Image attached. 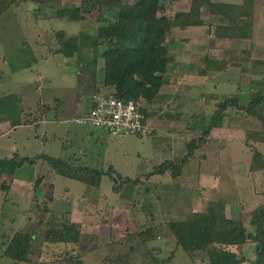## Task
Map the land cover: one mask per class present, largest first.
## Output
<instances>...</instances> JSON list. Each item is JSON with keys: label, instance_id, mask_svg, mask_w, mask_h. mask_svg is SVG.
Listing matches in <instances>:
<instances>
[{"label": "rangeland", "instance_id": "rangeland-1", "mask_svg": "<svg viewBox=\"0 0 264 264\" xmlns=\"http://www.w3.org/2000/svg\"><path fill=\"white\" fill-rule=\"evenodd\" d=\"M96 1L4 2L0 95L19 97L24 125L0 123V160L47 155L63 160L67 166L61 171L67 175L53 176L45 161L37 160L20 168L14 179H0V184L13 180L7 195L0 191V264H14L3 253L17 232L35 236L26 264H116L121 259L128 264H205L189 258L170 224L188 221L218 201L225 205V221L244 227L243 252L253 260L256 233L264 226V171H253L251 161L256 150L264 159V143L251 134L264 132V124L232 108L201 145L198 140L220 103L238 96L247 105L252 89L264 82V0L256 1L253 29H233L205 13L200 26L173 30L165 43L173 58L166 84L151 106L152 116L161 115L156 128H163L146 138H114L76 123L85 114L80 108L90 107L93 92L105 91L104 63L98 62L93 81L89 49L98 28L117 20V10L98 8ZM190 7L191 0L168 2L165 14ZM64 9L75 12L59 18ZM59 32L65 40L78 36L82 52L68 58L64 49L59 51L75 46L60 47ZM195 98L199 107L193 106ZM261 111L264 116V106ZM190 143L193 154L179 177L151 175L167 161L179 164ZM85 168L103 175L93 183ZM66 231L69 241L61 237Z\"/></svg>", "mask_w": 264, "mask_h": 264}, {"label": "trees", "instance_id": "trees-1", "mask_svg": "<svg viewBox=\"0 0 264 264\" xmlns=\"http://www.w3.org/2000/svg\"><path fill=\"white\" fill-rule=\"evenodd\" d=\"M174 1L179 0H136L129 5L124 4L123 0H97L95 6L98 8L117 10V20L109 23L107 27L98 28L94 45L89 49L90 57L93 58L88 66L92 71V80H96L98 62L101 60L104 63V90L106 92L113 93L116 98L124 102L143 98L151 103L166 84L165 76L173 58L170 48L165 43L173 30L186 31L188 28L200 26L205 13L221 18L233 29H253V10L257 0H240V3H229L223 0H191L189 11L177 12L173 16L165 14L168 2ZM4 2L5 0L0 2V13L7 9ZM83 5L89 12L90 7L86 3ZM77 9L79 10V8ZM71 12H75V10H60L58 17H69ZM217 31L220 32L221 28H218ZM64 37V32H59L57 35L60 47L68 43H73L75 46L67 48L65 46L59 51L64 49L63 52H66L65 55L68 58L82 52L78 47L80 41L78 36L66 40ZM205 62L211 64L209 59H206ZM214 63L219 67V61ZM234 66L240 65L235 62ZM93 85L96 84L93 83ZM258 87L252 89L247 105H241L238 96L226 98L220 103L218 110L210 119L209 126L204 127V131L202 130L201 136L204 138H200L198 144L201 145L205 141L212 129L222 125L224 114L228 109L234 108L243 111L247 117H255L264 124V116L261 111L264 106V82L262 80L259 81ZM19 103V97L16 94L0 95V123L6 120L12 121L13 128L24 125L21 120ZM144 113L149 118L148 110H144ZM251 135L252 137L256 135L255 141L264 143V132ZM193 149L194 146L190 143L189 153L179 164L167 161L151 175H165L170 172L173 177H179L189 157L192 156ZM37 160L45 161L49 170H53V176L55 173L56 176L67 175H65L66 170L61 171L67 166L63 160L47 155L31 159L21 158L17 154L13 159L0 160V179L4 175H9L14 179L20 168L26 165H35ZM251 168L253 171H264L263 155L258 150L251 161ZM84 170L85 173L93 176V183L97 177L103 175L102 172L94 169L85 168ZM42 179L43 175L39 180ZM80 180L83 182L86 179ZM12 183L13 180H10L8 184H0V191L7 195ZM38 188L39 186L35 191ZM224 206L220 201L211 203L207 211L192 213L190 220L171 223L170 228L177 244L192 261L199 258L205 264H264V226L256 233L255 258L249 260L243 252V247L247 243L245 229L241 224L225 221ZM61 234L63 240L69 241L68 231L65 234L61 232ZM78 236L79 234L74 239L78 240ZM34 240V234L15 233L6 244L3 256L14 264L28 263ZM57 242L61 241L57 240ZM157 262L161 264V261ZM116 264H128V261L121 259Z\"/></svg>", "mask_w": 264, "mask_h": 264}, {"label": "built area", "instance_id": "built-area-1", "mask_svg": "<svg viewBox=\"0 0 264 264\" xmlns=\"http://www.w3.org/2000/svg\"><path fill=\"white\" fill-rule=\"evenodd\" d=\"M145 100L124 102L113 93L98 89L91 96L90 108L76 119L82 126L103 130L111 137L135 136L146 138L150 135Z\"/></svg>", "mask_w": 264, "mask_h": 264}, {"label": "crops", "instance_id": "crops-1", "mask_svg": "<svg viewBox=\"0 0 264 264\" xmlns=\"http://www.w3.org/2000/svg\"><path fill=\"white\" fill-rule=\"evenodd\" d=\"M107 90H110V89H107ZM106 91V90H105ZM162 89H161V91H160V93H162ZM160 93H159V95H160ZM165 96L167 97V95L165 94ZM158 98V97H157ZM156 98V99H157ZM155 99V100H156ZM154 100V101H155ZM194 101L192 102L193 103V106L194 107H199L200 106V103H199V101H197L196 100V98L195 99H193ZM154 101L151 103V104H149L148 105V103L146 102V107H147V110H148V112H149V114H150V116H149V119H148V126H149V128H150V134H158V132L159 131H161V129L163 128V126L162 127H159V129L158 128H156V127H158V121L159 120H157V118H159L161 115H160V113H158V117H154V116H152V108H151V106L152 107H154L156 104H153L154 103ZM90 107H86V109L83 107V108H80L81 109V111H82V113H85L88 109H89ZM151 111V112H150ZM160 115V116H159ZM191 116L190 117H192L193 115L192 114H190ZM156 116V115H155ZM177 123H179V122H177ZM178 125V124H177ZM182 127H183V125H182ZM13 128V127H12Z\"/></svg>", "mask_w": 264, "mask_h": 264}, {"label": "water", "instance_id": "water-1", "mask_svg": "<svg viewBox=\"0 0 264 264\" xmlns=\"http://www.w3.org/2000/svg\"><path fill=\"white\" fill-rule=\"evenodd\" d=\"M208 33H210V30H208Z\"/></svg>", "mask_w": 264, "mask_h": 264}]
</instances>
